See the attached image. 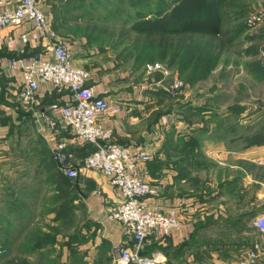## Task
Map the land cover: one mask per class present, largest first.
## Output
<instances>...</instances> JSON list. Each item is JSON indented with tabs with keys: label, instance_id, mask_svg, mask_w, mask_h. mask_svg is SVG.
Here are the masks:
<instances>
[{
	"label": "crops",
	"instance_id": "crops-1",
	"mask_svg": "<svg viewBox=\"0 0 264 264\" xmlns=\"http://www.w3.org/2000/svg\"><path fill=\"white\" fill-rule=\"evenodd\" d=\"M41 1L48 24L55 29L53 10L46 0ZM17 2L8 0L4 7L13 10ZM31 27V24H26L23 28L0 29V187L6 186L3 200L7 204L4 209L7 210L4 213L11 218L26 219L24 222L29 224L8 231L4 237H0L3 240L0 242L7 249L5 254L11 261L19 258L23 264H120L117 262V248L122 244L132 248L135 246L134 239L125 233L124 226L109 217V209L123 200L122 193L107 175L98 170L81 167L75 179L67 177L61 172L53 154L56 143L66 139L80 167L94 149L90 143L75 140L62 119L61 111L50 108L54 102H66L69 95L46 83L37 91L33 103L25 104L20 97L23 73L21 68L13 67L10 60L29 55L44 44L41 42L36 47L33 42L25 45L20 41V33ZM71 47L73 64L91 72L89 84L95 93L106 94L112 107L122 108L118 113L108 112L99 117L100 123L111 131L112 140L132 150L146 147L156 152L152 161L137 167L141 171H148L151 184L158 189V195L149 196L145 201L151 205L161 204L167 211L173 207H181L183 211L182 227L174 230L162 242L148 241L144 254L161 252L166 256L167 264H201L209 258L211 262L227 264L240 260L246 250L242 248L243 245L234 243L219 249L217 243L207 238L210 230L215 231L212 226L216 221L211 209L204 211L208 207L206 202L192 195L193 190L200 188L198 174L202 153L198 147L183 144V140H188L194 132L185 135L178 129L175 134L174 130L178 127L173 126L172 122L165 123L157 115L155 100L140 98L138 92H127L122 85L121 91H118L117 87L109 84L108 78L100 80L90 67V52L75 42H71ZM51 57V53L44 54L46 59ZM262 69L264 72V65ZM27 125H32L31 133L42 141V145L24 148L10 145L14 140L28 137V134L24 135ZM223 163L227 166L220 168L227 173L219 180L215 194L211 193L212 197L226 195L228 201H236L237 197L244 196L250 190L252 183H245L246 176L260 187V194H263V184L251 170L237 167L234 162ZM31 166L39 172V176L30 174ZM14 171L24 176L10 177ZM253 198L255 201L258 199L256 193ZM261 200L264 203L262 196ZM189 203H193L196 209L185 214ZM203 212L207 216L204 217ZM261 215H264L263 204L248 214L252 227L245 229L246 232L240 231L246 233V239L250 242L246 248L256 242L264 245V232L254 226ZM59 216L71 220L72 227L67 232L58 229L57 222L52 221ZM243 216L239 214L237 219ZM39 219H46L49 224L44 225ZM32 234L36 236L33 238ZM214 250H222L227 258L220 260Z\"/></svg>",
	"mask_w": 264,
	"mask_h": 264
},
{
	"label": "rangeland",
	"instance_id": "rangeland-1",
	"mask_svg": "<svg viewBox=\"0 0 264 264\" xmlns=\"http://www.w3.org/2000/svg\"><path fill=\"white\" fill-rule=\"evenodd\" d=\"M46 1L55 15V30L90 52V67L100 80L108 78L109 84L118 91L122 85L127 92H138L140 98L155 100L157 115L160 113L165 123L172 122L178 127L175 134L178 129L185 135L195 133L192 137L196 136L197 141L193 143L201 151L202 159L198 174L200 188L193 190L192 195L206 202L208 207L204 211L211 209L216 221L212 226L215 231L210 230L207 238L217 243L219 249L234 243L246 249L250 242L246 233L240 231L252 227L248 214L264 205L261 203L264 192L261 195L260 187L246 176L245 183L252 185L236 201H228L226 195L212 197L211 193L215 194L219 180L227 173L220 168L227 166L223 162H234L237 167L251 170L264 189V0H225L221 6L225 20L218 35L200 31L173 32L169 17L178 3L176 0ZM135 25L148 27L151 33L137 31ZM192 46L198 48L196 58L184 67L183 55ZM157 62L171 74L165 77L159 71L147 70L149 64ZM177 79L183 81L184 86L175 89ZM200 105L209 111H199L197 106ZM32 131V125H27L24 135L28 137L14 140L10 145L17 148L42 145ZM31 167L30 174L39 176L34 166ZM19 175L14 171L9 176L19 178ZM0 189L2 238L8 231L29 224L24 222L26 219L11 218L4 213L6 186ZM194 206L189 203L185 214L194 211ZM206 212L202 214L204 217ZM239 214L244 216L237 219ZM39 220L44 225L49 224L46 219ZM52 221L64 232L72 227L68 218L59 216ZM35 236L32 234L33 238ZM215 254L220 260L227 258L222 250ZM0 264L23 263L19 258L13 262L3 253ZM201 264L215 263L209 258Z\"/></svg>",
	"mask_w": 264,
	"mask_h": 264
},
{
	"label": "built area",
	"instance_id": "built-area-1",
	"mask_svg": "<svg viewBox=\"0 0 264 264\" xmlns=\"http://www.w3.org/2000/svg\"><path fill=\"white\" fill-rule=\"evenodd\" d=\"M8 0H0V29L23 28L31 24L30 30L20 33V41L25 45L33 42L39 50L29 55L10 60L13 67H19L23 73L20 97L25 104L36 100L37 91L46 83H51L57 91L69 95L66 102H54L51 110H60L61 116L72 131L75 140L90 143L94 149L84 158L79 167L69 152L70 143L61 139L53 149L55 159L61 171L75 179L81 167L98 170L107 175L116 189L122 193L123 200L109 209V217L120 222L125 233L135 241L134 248L122 244L117 248L120 264H167L166 256L161 252L144 254L148 241L162 242L174 230L182 227L183 211L181 207L165 210L161 204H149L145 199L158 195L150 182L147 170L138 169L139 164L152 161L156 152L146 147L132 150L112 141V133L99 121L105 113H118L121 107H112L108 96L97 95L89 84L91 72L73 64L71 41L62 37L48 24L47 14L41 0H18L16 7L5 8ZM51 53V58L44 54ZM149 72L159 71L165 77L171 73L162 63L149 64ZM184 82L174 80V87L180 88ZM255 228L264 232V215L254 222ZM7 249L0 242V253ZM243 257L232 264H264V245L259 242L246 248ZM215 264H227L216 261Z\"/></svg>",
	"mask_w": 264,
	"mask_h": 264
},
{
	"label": "trees",
	"instance_id": "trees-1",
	"mask_svg": "<svg viewBox=\"0 0 264 264\" xmlns=\"http://www.w3.org/2000/svg\"><path fill=\"white\" fill-rule=\"evenodd\" d=\"M224 1L225 0H176L178 3H176L172 9V13L169 17L171 18L169 19V27L171 30H173V32L178 33L200 31L208 34L218 35L222 31L221 23L225 20L223 7H221ZM134 28L140 32L151 33V29L143 25H135ZM196 49L198 48H194L193 46L188 47L186 55H183L185 64L182 63V65L184 67L191 65L193 59L196 58L194 56ZM62 93L65 94L66 92L63 91ZM197 108H199L198 110L202 112L209 111V109L205 106ZM159 115L160 113L158 116ZM196 141V136H191L187 141L183 140V144L185 146L195 147L196 144L194 145L193 142ZM68 148L69 152L71 153L70 147ZM2 237H4V235ZM0 241L3 242L2 239Z\"/></svg>",
	"mask_w": 264,
	"mask_h": 264
}]
</instances>
